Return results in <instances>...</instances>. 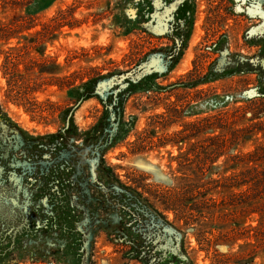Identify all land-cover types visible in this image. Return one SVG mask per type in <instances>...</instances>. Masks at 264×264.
Returning a JSON list of instances; mask_svg holds the SVG:
<instances>
[{
  "label": "rangeland",
  "instance_id": "1",
  "mask_svg": "<svg viewBox=\"0 0 264 264\" xmlns=\"http://www.w3.org/2000/svg\"><path fill=\"white\" fill-rule=\"evenodd\" d=\"M0 264H264V0H0Z\"/></svg>",
  "mask_w": 264,
  "mask_h": 264
},
{
  "label": "trees",
  "instance_id": "2",
  "mask_svg": "<svg viewBox=\"0 0 264 264\" xmlns=\"http://www.w3.org/2000/svg\"><path fill=\"white\" fill-rule=\"evenodd\" d=\"M105 104V113H104V115L105 114H107L108 112H110V106H109V104L108 103H104ZM113 108H116V105L113 107ZM107 112V113H106ZM104 119V118H103ZM102 121V120H101ZM101 121L97 124V125H95L94 127H93V131H94V133H97V132H100L99 130H98V128L101 126ZM120 121V126H118V128L116 129V130H114L113 132H109V134H110V136H108V138H107V145H109V144H111V145H113V143H114V140L118 137V136H120L121 135V133L124 131V127H123V125L122 124H124V125H126L127 123L126 122H123V120L122 119H120L119 120ZM104 132H106V130L104 131Z\"/></svg>",
  "mask_w": 264,
  "mask_h": 264
},
{
  "label": "flooded vegetation",
  "instance_id": "3",
  "mask_svg": "<svg viewBox=\"0 0 264 264\" xmlns=\"http://www.w3.org/2000/svg\"><path fill=\"white\" fill-rule=\"evenodd\" d=\"M100 150V149H99ZM56 170V169H55ZM64 171H62V170H59V171H57V172H54V170L52 169H49V172L48 173H46L47 175H50V174H52V175H56V178H57V180L59 181V183H62V184H64L65 183V180H63V178H62V176H64V173H63ZM44 178H46V176L44 177ZM42 181V180H41ZM75 182V180H71L70 182H69V184L67 185L68 186V190H69V188H71L70 186H72V184ZM68 202H69V204L71 205V204H77L78 203V201H77V199H74V200H70V197H68ZM57 203H59V202H57ZM57 206V205H56ZM78 206V205H77Z\"/></svg>",
  "mask_w": 264,
  "mask_h": 264
},
{
  "label": "water",
  "instance_id": "4",
  "mask_svg": "<svg viewBox=\"0 0 264 264\" xmlns=\"http://www.w3.org/2000/svg\"><path fill=\"white\" fill-rule=\"evenodd\" d=\"M133 74H134V70L130 71V72H127V73H124V74L120 75L119 77L117 76V78L123 80L124 78H128V77H130Z\"/></svg>",
  "mask_w": 264,
  "mask_h": 264
},
{
  "label": "bare ground",
  "instance_id": "5",
  "mask_svg": "<svg viewBox=\"0 0 264 264\" xmlns=\"http://www.w3.org/2000/svg\"><path fill=\"white\" fill-rule=\"evenodd\" d=\"M24 117V116H23ZM28 121V120H27Z\"/></svg>",
  "mask_w": 264,
  "mask_h": 264
}]
</instances>
